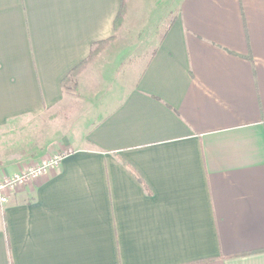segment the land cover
<instances>
[{
	"label": "crops",
	"instance_id": "0c3cea01",
	"mask_svg": "<svg viewBox=\"0 0 264 264\" xmlns=\"http://www.w3.org/2000/svg\"><path fill=\"white\" fill-rule=\"evenodd\" d=\"M170 2L128 0L115 32L120 0H0V131L61 105L94 43L132 24L152 45L132 84H92L107 96L59 167L0 203V264H264V0Z\"/></svg>",
	"mask_w": 264,
	"mask_h": 264
},
{
	"label": "rangeland",
	"instance_id": "374dc122",
	"mask_svg": "<svg viewBox=\"0 0 264 264\" xmlns=\"http://www.w3.org/2000/svg\"><path fill=\"white\" fill-rule=\"evenodd\" d=\"M144 1L150 5V0ZM171 2L176 11L179 0ZM130 27L128 25L126 30L119 31L106 50L90 61L87 65L91 67L90 72L82 87L80 86L82 83L75 85L76 78L67 84L61 105L39 117L17 118L0 131V161L12 156H23L34 161L41 155L52 153L62 147V142L79 141L85 134L91 117L99 111L100 104L96 102L100 97L107 96L106 91L98 94V97L90 94L92 84L96 82L103 85V88L123 82L132 84L150 55L152 45L149 31H134L132 24ZM99 74L100 77L97 79Z\"/></svg>",
	"mask_w": 264,
	"mask_h": 264
},
{
	"label": "built area",
	"instance_id": "2783aa9c",
	"mask_svg": "<svg viewBox=\"0 0 264 264\" xmlns=\"http://www.w3.org/2000/svg\"><path fill=\"white\" fill-rule=\"evenodd\" d=\"M70 153L71 149L62 148L37 162H30L15 173L0 175V203L7 202L8 193L26 187L48 172L56 170Z\"/></svg>",
	"mask_w": 264,
	"mask_h": 264
},
{
	"label": "trees",
	"instance_id": "16d2710c",
	"mask_svg": "<svg viewBox=\"0 0 264 264\" xmlns=\"http://www.w3.org/2000/svg\"><path fill=\"white\" fill-rule=\"evenodd\" d=\"M127 1L128 0H120L119 9H118V12L116 14V17H115L114 23H113V27H114L115 32L118 31L119 27L121 26V24L124 21L125 14L127 11ZM111 41H112V39L109 41L94 43L91 46V50H90L88 58L85 61L79 63L74 69H72L63 78V80L61 81L62 88L64 89L65 87H67L68 83L73 82V79L76 78L79 74H81L87 68V65L90 63V61H92L99 53L104 51L105 48H107V46L110 44ZM8 249H9V247H8V243H7V250ZM10 264H12V263L10 262Z\"/></svg>",
	"mask_w": 264,
	"mask_h": 264
}]
</instances>
